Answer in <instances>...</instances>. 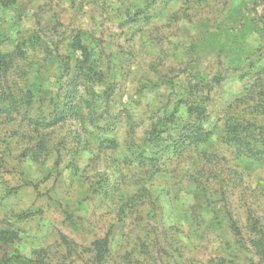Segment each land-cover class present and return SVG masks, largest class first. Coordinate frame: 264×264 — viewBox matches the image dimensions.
<instances>
[{"label":"rangeland","instance_id":"rangeland-1","mask_svg":"<svg viewBox=\"0 0 264 264\" xmlns=\"http://www.w3.org/2000/svg\"><path fill=\"white\" fill-rule=\"evenodd\" d=\"M0 264H264V0H0Z\"/></svg>","mask_w":264,"mask_h":264}]
</instances>
